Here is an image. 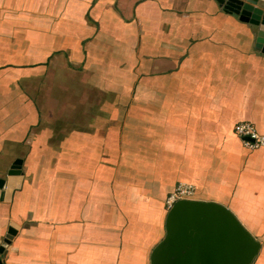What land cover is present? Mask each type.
<instances>
[{"label": "crops", "instance_id": "obj_1", "mask_svg": "<svg viewBox=\"0 0 264 264\" xmlns=\"http://www.w3.org/2000/svg\"><path fill=\"white\" fill-rule=\"evenodd\" d=\"M255 30L215 0H0L3 264H150L179 184L264 264Z\"/></svg>", "mask_w": 264, "mask_h": 264}, {"label": "water", "instance_id": "obj_2", "mask_svg": "<svg viewBox=\"0 0 264 264\" xmlns=\"http://www.w3.org/2000/svg\"><path fill=\"white\" fill-rule=\"evenodd\" d=\"M215 1L256 29L255 47L264 54V0ZM9 187L0 178V191ZM165 231L150 264H251L261 247L228 209L212 202L177 201L167 214ZM11 238L8 233L0 247V264Z\"/></svg>", "mask_w": 264, "mask_h": 264}, {"label": "built area", "instance_id": "obj_3", "mask_svg": "<svg viewBox=\"0 0 264 264\" xmlns=\"http://www.w3.org/2000/svg\"><path fill=\"white\" fill-rule=\"evenodd\" d=\"M235 135L241 140L243 146L249 150L264 147V135L259 134L251 123L241 122L234 127ZM194 188L188 184H179L167 198L166 204L171 208L179 200H191Z\"/></svg>", "mask_w": 264, "mask_h": 264}, {"label": "rangeland", "instance_id": "obj_4", "mask_svg": "<svg viewBox=\"0 0 264 264\" xmlns=\"http://www.w3.org/2000/svg\"><path fill=\"white\" fill-rule=\"evenodd\" d=\"M194 188V187H193ZM195 189H194V195H193V197L191 198V200H193L194 198H195ZM171 195V194H170ZM169 195V196H170ZM168 196V197H169ZM167 197V198H168ZM166 201H167V199H166ZM166 201H165V208H166V211H167V214H168V212H169V210L171 209V208H169L168 207V205L166 204ZM259 254V253H258ZM251 264H262L261 262H260V258H259V255H257L256 257H255V259H254V261L251 263Z\"/></svg>", "mask_w": 264, "mask_h": 264}]
</instances>
